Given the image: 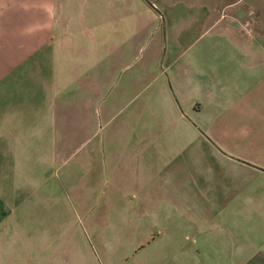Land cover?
I'll return each instance as SVG.
<instances>
[{
    "label": "crops",
    "instance_id": "1",
    "mask_svg": "<svg viewBox=\"0 0 264 264\" xmlns=\"http://www.w3.org/2000/svg\"><path fill=\"white\" fill-rule=\"evenodd\" d=\"M201 2L189 10L213 38L172 75V89L164 83L147 100L149 120L191 118L218 128L212 137L225 151L264 173V0ZM61 24L59 0H0V264H90L71 243L58 245L55 233L34 234L26 226L29 202L39 218L46 200L55 205L58 186L84 199L79 191L85 187L72 173L76 167L87 173L101 165L123 198L142 188L156 190V138L150 131L141 135L144 112L131 97L139 78L122 84L109 102L108 71L88 76L82 68L91 56L57 54ZM187 91L197 102L177 104ZM153 102L162 103L165 117H158ZM113 107L119 108L117 135L106 133L97 141ZM65 164L70 167L62 171Z\"/></svg>",
    "mask_w": 264,
    "mask_h": 264
},
{
    "label": "rangeland",
    "instance_id": "2",
    "mask_svg": "<svg viewBox=\"0 0 264 264\" xmlns=\"http://www.w3.org/2000/svg\"><path fill=\"white\" fill-rule=\"evenodd\" d=\"M201 1L59 0L58 55L91 56L82 68L88 76L108 71L109 102L122 84L139 78V90L131 97H137L135 106L144 112L141 135L150 131L156 138L157 186L123 198L101 165L87 173L76 167L72 173L76 184L85 187L79 191L84 199H75L77 190L67 195L58 186L55 205L46 200L39 218L30 201L29 232L55 233L58 245L71 243L90 264H264V173L225 151L212 137L218 128L191 118L177 123L148 116L147 100L164 83L172 89V75L213 38L189 10ZM181 99L193 104L197 95L187 91L176 98L177 104ZM161 104L152 106L163 118ZM118 111L109 110L107 125L103 118L97 141L106 133L117 135ZM109 149L116 151L117 146L110 144ZM178 152L182 155L175 159ZM177 165L185 169L182 174ZM69 167L65 164L62 171ZM86 179L91 184H84ZM145 195L151 199L144 200Z\"/></svg>",
    "mask_w": 264,
    "mask_h": 264
}]
</instances>
